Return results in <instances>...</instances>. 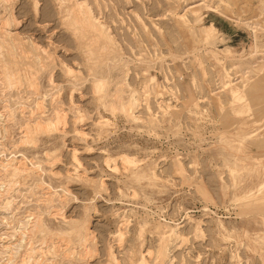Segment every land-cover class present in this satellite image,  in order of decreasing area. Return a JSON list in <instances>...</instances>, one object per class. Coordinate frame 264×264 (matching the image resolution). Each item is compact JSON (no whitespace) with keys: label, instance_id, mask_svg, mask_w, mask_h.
<instances>
[{"label":"rangeland","instance_id":"374dc122","mask_svg":"<svg viewBox=\"0 0 264 264\" xmlns=\"http://www.w3.org/2000/svg\"><path fill=\"white\" fill-rule=\"evenodd\" d=\"M0 264H264V0H0Z\"/></svg>","mask_w":264,"mask_h":264},{"label":"bare ground","instance_id":"6f19581e","mask_svg":"<svg viewBox=\"0 0 264 264\" xmlns=\"http://www.w3.org/2000/svg\"><path fill=\"white\" fill-rule=\"evenodd\" d=\"M79 5H80V4H79ZM77 7H78V6H77ZM78 8H79V7H78ZM76 9H77V8H76ZM79 10H80V9H79ZM214 10H215V9H214ZM81 11H82V10H81ZM79 14H80V15H78V16H80V17H78V19H79V20H78V21H79L78 23H81L82 25H85V24H87V23L89 24V20H88V18L86 17L87 15H85V13L82 14L81 12H80ZM88 16H89V15H88ZM89 18H90V16H89ZM76 20H77V19H76ZM90 22H91V21H90ZM5 23H6V22H5ZM75 23H76V22H75ZM74 25H75V24H74ZM76 25H77V24H76ZM76 25H75V26H76ZM79 26H80V25H79ZM80 27H81V26H80ZM82 28H83V27H82ZM94 28H96V27H94ZM210 29L214 30V28H213L212 26L210 27ZM3 51H4V50H3ZM7 76H8V75H7ZM16 77H17V76H16ZM9 78H10V77H9ZM12 78H13V77H12ZM23 79H24V78H23ZM8 80H10V79H8ZM98 87L100 88V86H98ZM98 87H97V88H98ZM131 97H132V96H131ZM134 104H135V103H134ZM134 104H133V105H134ZM56 114H57V113H56ZM56 114H55V115H56ZM56 118H57V117H56ZM49 123H50V122H49ZM37 126H38V125H37ZM40 126H41V125H40ZM46 126H47V124H46ZM49 126H50V124H49ZM52 126H53V125H51L50 127H52ZM47 127H48V126H47ZM52 128H53V127H52ZM32 129H33V128H32ZM41 129H42V127H41ZM46 129H47V128H46ZM34 130L37 131L38 129H34ZM42 130H43V129H42ZM28 132H29V131H28ZM33 132H34V131H33ZM38 132H39V131H38ZM122 160H123V159H122ZM124 160H125V159H124ZM120 164H122V163H120ZM15 169H16V168H15ZM16 170H17V169H16ZM17 171H18V170H17ZM19 171H20V170H19ZM22 172H23V171H22ZM18 173H19V172H18ZM15 174H16V173H14V175H15ZM8 186H9V185H8ZM85 232H87V231L85 230ZM173 233H175V232H173ZM86 235H87V234H86ZM43 243H44V242H43ZM28 247H29V246H28ZM34 247H35V246H34ZM51 252H52V251H51ZM160 258H161V257H160ZM160 258H159V260H160ZM160 261H161V260H160ZM160 261H159V262H160Z\"/></svg>","mask_w":264,"mask_h":264}]
</instances>
